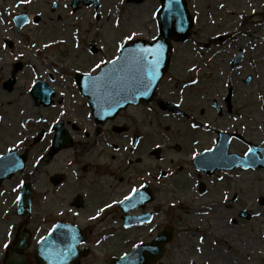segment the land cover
Returning <instances> with one entry per match:
<instances>
[{"label": "rangeland", "instance_id": "374dc122", "mask_svg": "<svg viewBox=\"0 0 264 264\" xmlns=\"http://www.w3.org/2000/svg\"><path fill=\"white\" fill-rule=\"evenodd\" d=\"M33 1L31 11L42 14L41 23L31 24L18 32L11 19L4 18L6 24L0 20V38L2 35L11 37L19 46L16 55H11L0 40V155L8 148L20 151L25 148L29 153L27 169L0 187V234L10 228L8 221L15 224L18 221L14 208L22 181L35 187L40 201L39 212L51 214L58 211L60 201L65 203L64 196L89 191L98 201L106 193V201L113 200L107 204L112 205L103 220L104 229L111 227L113 233H122L117 221L120 214L117 192L129 186H125L126 181L116 182L113 178L114 173L121 175L123 172L119 161L114 160L119 154L110 146L118 142L116 137L111 139L104 134L98 140L90 137L89 155L77 153L73 147L50 158L47 154L50 135L37 139V134L49 130L60 118L83 127L91 125L85 102L76 87L72 88L71 70L98 69L96 65L116 56L130 36L132 39L153 38L157 32L155 11L159 1L100 0V8L96 9L94 4L82 5L76 12L64 8L71 0ZM56 1L60 9L52 12V4ZM20 2L24 3L22 0H0L3 4L0 11L15 12L14 5ZM189 7L197 16L196 33L188 43L176 47L175 66L163 84L174 86L180 79V86L186 90L179 93L185 97L181 106L192 121L161 111L149 115L145 109H142L140 121L146 151L156 144L163 149L161 158L152 163L153 169H148L151 166L146 162L143 166L144 172L149 170L160 178L150 180L159 186L156 206L162 212L152 225L143 227L141 235L138 232L133 237L116 235L106 242L105 249L120 253L124 247L122 238L145 239L155 234L158 227L162 229L168 224L177 232L167 249L165 264H264V171L238 169L205 181L202 175L197 176L189 162L184 163L191 158L196 145L198 149L203 148L199 152L211 150V126L236 129L252 143L264 146V0H189ZM91 42L101 47L96 55L88 49ZM240 49L244 51V61L239 66L233 65ZM14 58L23 60L25 68L18 73L14 90L9 92L3 84L11 76ZM33 65L38 70H34ZM47 72H60L62 87L58 91L66 100L62 106L36 105L27 90L36 79H45ZM248 75L253 77L250 83L245 82ZM191 80L197 83L191 82L184 88V83ZM65 85L70 88L65 89ZM230 87L233 97L228 103ZM213 101L222 108V114L218 113ZM193 120L201 125L195 128L197 122ZM188 134L191 137L187 138ZM247 149L241 141L232 145V150L239 154ZM120 156L123 158L122 154ZM76 158L81 160L80 164H75ZM144 159L147 161L145 155ZM107 169L108 174L104 173ZM165 171L168 175L163 178ZM63 172L69 174L68 182L59 189L50 182V177ZM78 177L82 178L83 186L76 184ZM131 177L134 182V176ZM201 180L207 184L206 194L199 191ZM94 182L97 187L91 192L89 183ZM242 211H248L250 219L242 218ZM98 235L102 234L98 232Z\"/></svg>", "mask_w": 264, "mask_h": 264}, {"label": "flooded vegetation", "instance_id": "af4514ba", "mask_svg": "<svg viewBox=\"0 0 264 264\" xmlns=\"http://www.w3.org/2000/svg\"><path fill=\"white\" fill-rule=\"evenodd\" d=\"M172 66H175L174 60ZM179 83L180 79L178 78L174 86L166 87L164 86V84H162L157 91V95L154 101L151 104L152 107L149 106L146 108H154L156 114V112L158 113L159 110H161L160 108L163 102L176 104L180 101L181 103H184L185 97L181 98V95L179 96V90L183 87L180 86ZM160 91H162V94L160 93ZM59 101L62 102L63 100L60 99ZM227 101L230 102L231 100L229 101L227 99ZM214 102L215 101H213V104ZM179 105L181 106V104ZM130 109L134 110L130 112ZM142 109H144V107L142 106L131 107L120 114V116L114 121H109L105 125L106 127L97 126L94 123L93 119L91 120V127L84 125L85 128L82 125L72 123L70 121L66 123L67 126L72 129L75 138L73 147L76 149V151L78 150L77 153L83 155H89L91 140L88 141V139H90V137L95 140H98L97 138L100 139L102 134L111 139H114L116 137L115 139L118 140V142H116L117 145H114V149L117 150L119 156H115L114 160L119 161V165L122 166L121 170L123 172L121 175L114 173L113 178L116 182L126 181L125 186H129L125 191H121V189H118L117 195L120 196L119 198L125 199L126 196L129 195V189L134 188L135 190L139 186L143 187L145 185L151 189L153 194H155V203L158 200L157 196L159 186H157L153 182V180H159V178L153 175L149 170L144 172L143 166L144 162H146L148 166H151L148 167V169H153L154 166H152V163L154 161L157 162L160 157L161 150L159 149V151L155 152V148H152L146 151V148L144 147L143 138H141V132L143 129L140 128V121H142L143 119ZM219 111L220 112L218 113L222 114V110L220 109ZM183 115L184 114H179V116ZM124 117H126L127 120H125ZM78 136L80 137L78 138ZM124 141H127V143H125ZM128 141L131 143L129 147ZM177 150L179 149L177 148ZM120 154H122L123 158L120 156ZM144 155L146 156L147 161H145ZM76 156H78V154H76ZM75 162V164H80L81 160L76 158ZM84 165L85 162L81 166L82 169L85 168ZM127 171L128 173L126 175ZM139 171H142V173L138 174ZM104 173L108 174L109 170H105ZM131 176H134V182H131ZM128 177L130 178L128 179ZM138 178L140 179L137 180ZM151 178L153 180H150ZM81 179L82 178L78 177V182H76L78 186H83V183L80 182ZM67 181L68 180L60 184L57 188H64V184ZM89 184V189H91V192H94L92 189L93 187H97L95 185L97 184V182H94V184ZM105 195L107 194L105 193ZM105 195H103V199L100 198L98 201L94 195L91 196V193H89V191L76 192L74 195L64 196L63 199L66 200L65 203L64 201H60L61 204L58 211L56 210L55 213L51 214L39 212L40 201L38 200V196L35 193L32 212L29 214V216L25 217L24 215L17 213V216L19 218L18 223L14 225L13 223H10V221H8L7 225H9L10 228H7V230H5L2 235L0 234V264H40L38 255L41 258L42 254L37 251V247L39 243L47 236V234L57 225L61 228H64L67 225H77L82 229L83 239L78 246V259L74 264H113L114 260L128 254L136 245H138V243H143V237L140 240L132 238H122L121 241L120 239H118V241L123 242L124 245L120 253H111V249H105V244H107L106 242L113 239L116 235L119 236L121 234H124L128 236L129 234L130 236L128 237H133V234L135 232H138L141 235V233L143 232V228L120 227V231L123 232L119 234L113 233L111 227L104 229L103 220L107 218L109 212L105 211L98 217H96L95 215L99 214V208H105V206L103 205L107 202ZM109 195L111 196V194ZM96 203H100L101 205H98ZM148 211H153V213L155 214V211H159V208L157 207L155 210L150 207ZM142 213L143 212L139 211V213L137 212L136 214L140 215ZM109 223L110 221H108L107 224L109 225ZM103 230H105V232L107 233L105 234ZM98 232L102 235H98ZM156 234L158 233L156 232L155 234L147 237L146 241L153 239V236H155ZM95 239L97 240V243L95 242ZM5 245H7V247H5ZM100 247L103 248V250H97ZM97 256L100 257L97 259ZM17 258L23 259H20L19 261L17 260ZM60 264H62V261L60 262Z\"/></svg>", "mask_w": 264, "mask_h": 264}, {"label": "water", "instance_id": "95a60500", "mask_svg": "<svg viewBox=\"0 0 264 264\" xmlns=\"http://www.w3.org/2000/svg\"><path fill=\"white\" fill-rule=\"evenodd\" d=\"M130 1L141 2L143 0ZM162 2L163 8L160 13L159 37L154 41L136 40L132 42L130 45H128L127 48L124 49L122 59L113 64V66L109 67L110 71L114 73L113 79L119 81L121 77L127 75V64L125 59L123 58H128V63H130L135 56L141 53L147 55L149 50H151L152 52H156L157 49L162 47V51L159 52L156 57L149 56L150 61L159 60L158 67L155 68V77L152 78L151 76H146L145 78L146 82L150 81V87L145 88L143 86H139L138 88H122L117 83V85L115 87H112L108 92L104 88L105 96L102 98L104 103L98 104L102 109H105L103 107H109L114 103L117 104V109H120L126 106L127 103L137 102L140 99L144 100V103H147V101L154 94L159 80L162 78L168 68L170 61V52L172 50L171 40L173 39L175 41H184L189 37L191 28L194 25V21L189 14L185 0H162ZM20 26L21 25H19V27ZM103 73L106 72L104 71ZM250 80L251 78H248L247 82H250ZM13 82L14 81H12V83ZM102 82L104 83V81ZM89 89L90 87L87 88V90ZM92 91L95 93L97 92V90L95 89H93ZM92 91L91 93H93ZM33 93L35 98L41 97L43 102L49 104L50 97L53 94V90L46 84L38 83L34 87ZM97 99L99 100L98 97ZM118 102H124V104L118 105ZM68 144H70L69 140L63 139L62 136L59 137V134H57V137L53 141L51 154H55L60 148L65 147ZM227 151L228 144L221 141L220 139L216 149L213 152L207 153L203 156L204 158L212 157L213 162L219 163V168L221 169L233 168L239 165H243L245 167L252 166L255 168H264V148L254 146L246 155V157H239L238 155L234 154L227 156ZM258 152H261L263 154V158L258 157ZM216 155H221L223 158H220V160L216 162ZM11 159L13 160V162H10ZM24 160V158H15V152L9 153L8 155L0 158V181H2L4 178L11 177L17 169H24ZM207 162L208 161H203L204 164H207ZM23 197L24 199L22 202V206L26 207V205L30 202L31 194L24 191ZM244 216L249 217L248 214H244ZM168 234L171 233L168 232ZM164 235L160 236L158 240L163 241L165 237Z\"/></svg>", "mask_w": 264, "mask_h": 264}, {"label": "snow or ice", "instance_id": "6c2138e0", "mask_svg": "<svg viewBox=\"0 0 264 264\" xmlns=\"http://www.w3.org/2000/svg\"><path fill=\"white\" fill-rule=\"evenodd\" d=\"M131 39L132 37L130 36L129 40ZM161 51H162V47L157 49L156 52H152L151 50H149L147 55L141 53L135 56L130 63H128V58H123L125 59L126 64H127V69H126L127 75L124 77H121L119 81L114 80L111 76H109L107 80H104V78H101V80L104 81L103 86L105 88L115 87L118 83L119 86L122 88H128V87L138 88L139 86H143L145 88L150 87V81L146 82L145 78L146 76H151L152 78L155 77V68L158 67L159 60L150 61L149 56L156 57ZM121 59L122 57H116V60L112 61L111 63L115 64ZM96 67L99 68L100 65L97 64ZM249 151H251V149H249ZM197 155L199 154L197 153ZM5 247H7V245H5Z\"/></svg>", "mask_w": 264, "mask_h": 264}]
</instances>
